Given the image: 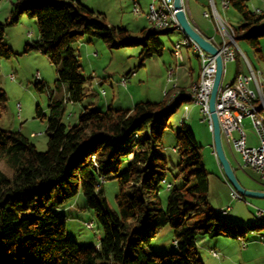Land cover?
<instances>
[{
	"label": "trees",
	"instance_id": "16d2710c",
	"mask_svg": "<svg viewBox=\"0 0 264 264\" xmlns=\"http://www.w3.org/2000/svg\"><path fill=\"white\" fill-rule=\"evenodd\" d=\"M226 1L240 17V23L232 26L235 41L252 47L261 57L264 11L254 13L248 0ZM10 2L9 14L0 22V57L10 58L14 53L3 41L4 25L16 24L23 13L34 18L39 38L26 44L25 50L33 48L48 56L58 79L68 84L67 98L72 102L82 101L85 81L74 43L90 36L105 43L116 40L117 47L140 44L143 60L162 52L156 31H169L150 26L139 40L125 28L107 24L78 1L75 5L67 0ZM83 12L88 13L86 20ZM235 60L237 73L241 59L237 55ZM36 87L41 90L45 84L36 83ZM186 91L170 84L159 102L141 100L131 109L109 104L100 111L83 106L73 124L61 119L65 99L49 98L44 151L20 131L0 128V159L12 169L10 176L0 169V264H203L196 236L245 239L247 232L263 227V223L231 221L208 207L207 171L200 146L184 121L173 148L179 156L174 167L180 184H169L166 205H162L159 186L169 160L161 139L170 114L189 101ZM171 92L175 95L169 100ZM5 101L0 87L1 107ZM36 114L40 115L39 108ZM107 179L117 181L116 210L103 207ZM78 191L101 224L96 246L67 238L65 217L54 210ZM23 211L30 213L20 218ZM164 226L172 230L170 253L152 247Z\"/></svg>",
	"mask_w": 264,
	"mask_h": 264
},
{
	"label": "rangeland",
	"instance_id": "374dc122",
	"mask_svg": "<svg viewBox=\"0 0 264 264\" xmlns=\"http://www.w3.org/2000/svg\"><path fill=\"white\" fill-rule=\"evenodd\" d=\"M67 1L74 5L78 1L98 17H103L107 24L125 28L135 39H142L144 31L150 27L143 13L149 0H137L141 7L140 13L133 11L132 0ZM213 1L220 16L227 21L229 26L235 27L240 23V17L232 6L222 10L219 0ZM183 2L185 4V0ZM210 4L211 0H188V7L199 23L205 22L202 17L203 8L212 12ZM246 4L249 8L257 7L264 11V0H248ZM10 9V0H0V22L6 20ZM87 14L82 13L83 20H86ZM205 29L218 37L219 33L216 29L214 30L211 23ZM31 30L37 33L36 20L27 17L24 13L16 24L4 25L3 41L14 53L10 58L0 57V87L6 96L3 107L0 106V128L20 131L40 151L46 149L45 130L46 116L50 112L49 98L61 101L65 99L61 119L66 124H73L83 106L105 111L109 104L113 108L131 109L137 101L159 102L162 99L163 89L174 83L173 80L171 83L167 82L168 66L174 68L175 83L177 80L176 67H180V70H187L190 67L193 74L201 68L196 53L191 49L182 47L183 63L181 64L177 59L180 55L177 56L174 49L172 53L174 43L183 37L182 32L177 29H169L168 32L156 31V37L162 43V52L160 55L153 54L143 60H140V44L117 47L116 40L105 43L96 37L84 36L83 39L73 44L81 65V73L85 78L82 87L84 97L81 102H72L67 98L68 84L58 79L56 68L48 56L33 48L25 50V45L32 39L27 36V32ZM238 44L237 46L241 51L243 50L250 65L255 71L260 72L264 80V62L260 60L252 47L240 41ZM261 45L264 51V38L261 39ZM238 56L240 57L239 54ZM240 64H242L241 68L247 71L245 62ZM233 76L234 78L236 76L235 63L228 61L224 64L222 80L228 81ZM122 79L125 84L122 83ZM40 82L45 84L41 90L36 87V83ZM261 90L264 94V82ZM185 106L189 108L187 115H185ZM37 108L40 109V115L36 114ZM181 121L186 123L195 142L200 146V159L208 176V207L220 211L230 206L228 216L231 221L241 224L249 222L264 224V214L262 217L256 216L257 209L264 212V198L247 196H242L241 199L232 198L230 185L213 152L211 131L202 120L199 107L194 108L191 101L182 103L170 114L168 126L161 139L164 153L169 160L165 180L159 186L162 205H166L167 184H180V180L175 178L176 169L174 167L179 156L173 148ZM242 127L247 140L252 146H256L255 130L248 117L244 118ZM221 142L226 157L232 160V151H230L232 149L227 146L223 135H221ZM235 157L237 163L241 165L239 155L235 153ZM0 169L8 176L12 174V169L4 158L0 159ZM245 170L250 178L260 177L250 168ZM117 192L116 179H107L102 194L105 201L104 208L116 210L114 198ZM57 198L58 195H55L54 201ZM54 210L65 217L67 238L80 244L96 246L102 235L101 224L92 208L86 206L81 191L66 202L57 204ZM200 210L199 208L194 213L198 214ZM29 213V211H23L19 217L28 216ZM86 222H90L92 227H87ZM240 239L221 236L208 238L198 235L195 237V247L203 264H264V226L254 229L253 234L246 233L245 247L241 246ZM152 247L156 252H172L174 243L169 226H164L160 230L152 242ZM212 248L218 252L217 257L211 254L210 249Z\"/></svg>",
	"mask_w": 264,
	"mask_h": 264
},
{
	"label": "built area",
	"instance_id": "2783aa9c",
	"mask_svg": "<svg viewBox=\"0 0 264 264\" xmlns=\"http://www.w3.org/2000/svg\"><path fill=\"white\" fill-rule=\"evenodd\" d=\"M169 4L173 11V18L171 23L178 22L175 17L176 9L173 6V0H168ZM182 1V8H184V2ZM149 2V1H148ZM211 7L213 9V18L216 24V30L219 33V40L215 41L213 38H208L217 48L218 54L221 56L223 63V73H224V64L229 61V48H238L237 42L234 39V33L232 30H229L224 26V21L220 18L214 3L211 0ZM135 12L140 13L138 7H135ZM254 13H259V10H253ZM144 17L149 23L150 26H161L162 21H156L151 12L144 13ZM173 49H180L182 47H176L173 45ZM200 61V64H206V77H200L202 81V91L200 94H193L192 88H187L186 93L193 94L194 98L200 99V108L199 113L202 120L207 124L209 130L212 129L210 111L208 106L209 95L211 91V86L213 82V77L215 73V58L204 52L199 46L195 52ZM242 54L240 52V59ZM246 71V100H239L238 96L233 91V79H230L227 82L220 83L218 88L216 99H215V112L220 126V134L224 136L226 142L229 144L232 151L238 154L241 158L242 164L238 166L240 168H250L260 175L264 179V138L263 135L259 134V119L264 118V112L261 113V116H254V105L257 100H264V97H259L257 90H254L255 83V72L252 66H248ZM167 82L171 83L174 80V68L168 66L167 68ZM123 83H125L124 79ZM247 95H254V104H247ZM248 117L253 126L258 143L256 146H248L246 144L245 133L242 127L243 118ZM236 135H233V133ZM41 133V132H38ZM102 182L103 179L100 178ZM169 184H167V187ZM231 196L234 199H241L242 196L237 193L231 186ZM223 209V213L228 215L230 206H226ZM264 212L261 209L256 210V216H263ZM86 226L91 228L92 225L90 222H86ZM241 246H246L245 239H240ZM213 256H218V252L215 249L210 250Z\"/></svg>",
	"mask_w": 264,
	"mask_h": 264
},
{
	"label": "bare ground",
	"instance_id": "6f19581e",
	"mask_svg": "<svg viewBox=\"0 0 264 264\" xmlns=\"http://www.w3.org/2000/svg\"><path fill=\"white\" fill-rule=\"evenodd\" d=\"M132 1H133V11L135 12V7H138L139 12H140L141 7H140L139 2H137V0H132ZM221 3L223 5V7H225V8L228 7V2L226 0H223ZM146 4H147L146 9L143 11V13L150 12V6H151V12H152V15L154 16V19L156 21H162L163 22V24L161 26H153L154 28H157V29H163V28H165V29L166 28L177 29L180 31V27H179L178 22L171 23V19L173 18V11H172V8H171L168 0H149V2ZM202 14L206 18H211L214 22L213 9H212V12L209 10H205V11H203ZM214 26L216 29L215 22H214ZM224 26H226L227 29L232 30V33H234L233 28L231 26H229L228 24H225V23H224ZM182 34H183L182 39L179 40L178 42H175L174 46L186 47V48L191 49L195 53L197 48H198V45L192 39H190L187 35H185L184 33H182ZM174 50H175V54L177 55L180 49H174ZM240 52L242 54H244L241 50H240ZM240 52H239L238 48H229V61L235 60L237 55L238 54L240 55ZM241 58L245 62L246 65L251 66L245 55H241ZM254 72H255L254 90H257V94L259 95V97H264L263 96L264 94L261 90V87H262L264 80L262 79L260 72L255 71V70H254ZM10 76L12 77V75H10ZM200 77H206V64H201V68H200L197 80L192 82L188 86V88L193 89V94H200L202 91V81L200 80ZM174 80H175V77H174ZM122 83H123V80H122ZM123 84H125V83H123ZM245 84H246V73L237 72L235 78L233 79V91L238 96L239 100H246ZM173 85H174V83L172 84V86ZM166 92H168V91H166ZM185 94L189 97V101H191L193 104L197 105L200 108V99L199 98H194L193 94H189V93H185ZM174 95H175V93H171L169 96V100H172V97ZM188 97H186V98H188ZM168 103H169V101H168ZM247 104H254V95H247ZM263 112H264V100H257V102L254 105V116H261V113H263ZM259 134L263 135V138H264V118L259 119ZM219 212L222 215L227 216V214L223 213V209H221ZM259 217H261V216H259ZM251 234H253V231H251Z\"/></svg>",
	"mask_w": 264,
	"mask_h": 264
},
{
	"label": "water",
	"instance_id": "95a60500",
	"mask_svg": "<svg viewBox=\"0 0 264 264\" xmlns=\"http://www.w3.org/2000/svg\"><path fill=\"white\" fill-rule=\"evenodd\" d=\"M173 6L176 9L175 17L178 21L180 31L192 39L204 52L214 56L215 58V73L209 95L208 106L212 123V129L210 131L213 152L221 167L222 173L229 185L241 196L264 198V190L248 189L239 183L222 147L220 126L215 112L216 94L223 75V63L221 56L218 54V50L215 45L206 36L201 34L193 25L189 18L186 5L184 4V8H182L181 0H173Z\"/></svg>",
	"mask_w": 264,
	"mask_h": 264
},
{
	"label": "crops",
	"instance_id": "0c3cea01",
	"mask_svg": "<svg viewBox=\"0 0 264 264\" xmlns=\"http://www.w3.org/2000/svg\"><path fill=\"white\" fill-rule=\"evenodd\" d=\"M223 0H219V3H220V6H221V9L222 10H226V9H228V7H226V8H224L223 7V5H222V2ZM213 3H214V1H213ZM185 5H186V9H187V12H188V15H189V18H190V20H191V22L193 23V25L197 28V30L201 33V34H203L204 36H206L207 38H213L215 41H218L219 40V35H218V37H216V35L215 34H213V33H210L209 31H208V29H205L207 26H209V23H211L212 24V26H213V28H214V30H215V26H214V22L212 21V19L211 18H206V17H204L202 14V17L204 18V23H199V22H197V20L195 19V17L193 16V14L191 13V10L189 9V7H188V0H185ZM214 5H215V3H214ZM216 8V7H215ZM205 8H203L202 9V13H203V11H205L204 10ZM251 9L252 10H259L260 12L262 11L261 9H259V8H257V7H251ZM217 10V9H216ZM217 12H218V10H217ZM218 14H219V12H218ZM219 16H220V14H219ZM220 18L225 22V23H227V21L225 20V19H223V17H221L220 16ZM228 24V23H227ZM27 36H29L30 38H32L31 40H29L30 42H32V41H34V40H37L38 38H39V35H38V32L35 34L34 33V31L33 30H31V31H28L27 32ZM261 49H262V45H261ZM180 51V50H179ZM262 54H261V57H259L260 58V60H262L263 62H264V51H263V49H262V52H261ZM178 55H180L177 59H178V61H180V64L181 63H183V54H182V50H181V52H178V54H177V56ZM228 62V61H227ZM229 62H233V63H235V67H236V60H230ZM244 63L243 62V60L241 59L240 60V62H239V64H238V72H242V73H245L246 71L244 70V69H242L241 68V66H242V64H240V63ZM252 66V65H251ZM175 70H177L176 71V77H177V80H176V84H177V86L178 87H180V88H188V86L192 83V82H194V81H196L197 80V78H198V75H199V71H200V68L198 69V71L195 73V74H193V70L189 67L187 70H185V69H182V70H180V67L179 68H175ZM234 77V76H233ZM232 77V78H233ZM222 78H223V75H222ZM231 78V79H232ZM229 81V80H228ZM221 82L222 83H224V82H227V81H223L222 79H221ZM44 83V82H43ZM174 83H175V80H174ZM198 106L197 105H195L194 104V108H197ZM184 110H185V115H187V113H188V111H189V108L188 107H184ZM243 120H244V118H243ZM243 120H242V122H243ZM76 121V120H75ZM74 121V122H75ZM38 133V132H37ZM256 134V133H255ZM235 135H236V133H235ZM245 139H246V144L248 145V146H252L251 144H250V141L249 140H247V137H246V134H245ZM256 141H257V143H258V140H257V136H256ZM226 144H227V146L229 147V149H231L230 148V146H229V144L226 142ZM230 151H232V150H230ZM240 157V156H239ZM227 159L229 160V162H230V164H231V166H232V168H233V170H234V173H235V176H236V178H237V180L239 181V183L243 186V187H245V188H248V189H255V190H264V179H262L261 177H253V178H250L246 173H245V169H247L248 167H246V168H240L239 166H238V164H239V162L237 163V160H236V157H235V153L232 151V160L231 159H229L228 157H227ZM223 207V206H222ZM231 209V208H230ZM222 237V236H221ZM219 241H222V240H219ZM212 249H214V248H212ZM211 250V249H210ZM216 250V249H215Z\"/></svg>",
	"mask_w": 264,
	"mask_h": 264
}]
</instances>
